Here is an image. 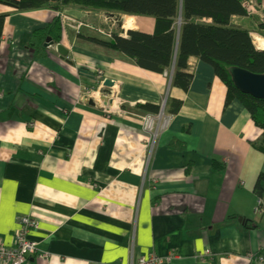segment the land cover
<instances>
[{
  "label": "crops",
  "instance_id": "crops-1",
  "mask_svg": "<svg viewBox=\"0 0 264 264\" xmlns=\"http://www.w3.org/2000/svg\"><path fill=\"white\" fill-rule=\"evenodd\" d=\"M63 10L101 24V11ZM249 11L232 23L264 39L256 23L264 0ZM56 15L47 6L0 3V242L14 245L20 217L31 215L37 227L29 237L45 256L23 264H135L150 252L164 259L155 264H264V215L254 213L253 192L264 172V153L252 145L258 129L240 102L225 105L213 68L190 58L184 91L172 86V69L154 73L116 52L83 47L69 27L61 57L55 43L36 47L32 39ZM144 17L136 27L151 32L153 18ZM90 27L81 34L108 38ZM96 70L113 82L107 105L92 97L106 89ZM169 98L182 105L150 150L143 116L157 112L136 105L165 107Z\"/></svg>",
  "mask_w": 264,
  "mask_h": 264
},
{
  "label": "trees",
  "instance_id": "trees-1",
  "mask_svg": "<svg viewBox=\"0 0 264 264\" xmlns=\"http://www.w3.org/2000/svg\"><path fill=\"white\" fill-rule=\"evenodd\" d=\"M16 10H29L48 6L57 12L52 23L33 31L34 46H40L49 37L61 41L59 13L66 6L117 11L131 16H150L153 30L128 29L126 35L112 31L108 38L78 34L77 37L90 45L116 52L132 60L142 69L163 73L173 66L172 86L186 91L192 74L186 71L190 58L209 64L214 76L226 87L225 105L237 100L249 113L250 120L258 129L252 145L264 153V99L241 92L233 83L228 71L239 67L252 73H264V49H259L249 31L232 23L233 16L249 15L246 0H0ZM120 23V22H119ZM257 32L264 37V20H257ZM2 17L0 18L1 32ZM182 101L169 98L165 113L175 114ZM136 107L158 112L152 103H137ZM175 149L185 145L178 141ZM215 164V163H214ZM254 194L264 199V172H259L253 185ZM264 201V200H263Z\"/></svg>",
  "mask_w": 264,
  "mask_h": 264
},
{
  "label": "built area",
  "instance_id": "built-area-1",
  "mask_svg": "<svg viewBox=\"0 0 264 264\" xmlns=\"http://www.w3.org/2000/svg\"><path fill=\"white\" fill-rule=\"evenodd\" d=\"M252 2L253 0H246L245 7L249 8V5L252 4ZM63 25H65V23L62 22V18H61V27H63ZM97 86L99 89L102 88L100 84H98ZM112 94H113L112 90L109 89V92L103 95L108 96L109 99H111ZM92 97L96 99L94 96ZM163 104L164 103L161 104L160 111L158 114L148 113L143 116L142 127L145 132L144 141L146 143V146H153L158 135L162 131H164L169 125L171 116L168 114H164L162 112L164 107ZM115 108H116V112L120 114H124V111H121L118 105L117 107L115 106ZM108 111L113 113V107L112 109H108ZM257 201H258L257 202L258 205V203H261L263 199L258 198ZM260 206L261 208L263 207L262 203L260 204ZM36 227H37V221L35 218H33L31 215H24V216L22 215L19 220V227L17 231L14 233V245H5L3 242H0V260L5 261L6 263L9 264H22L26 261L27 257L30 255H37L38 257L45 256L44 255L45 252L43 254L39 251L38 242L29 237L30 231ZM208 252L209 251L207 250V253ZM162 260H163L162 256L150 252L138 257L135 264H154L157 262H162Z\"/></svg>",
  "mask_w": 264,
  "mask_h": 264
},
{
  "label": "rangeland",
  "instance_id": "rangeland-1",
  "mask_svg": "<svg viewBox=\"0 0 264 264\" xmlns=\"http://www.w3.org/2000/svg\"><path fill=\"white\" fill-rule=\"evenodd\" d=\"M44 7H46V6H44ZM48 7V6H47ZM66 7H68L69 8V6H66ZM76 7H78V6H76ZM39 8H41V7H39ZM65 8V7H64ZM63 8V9H64ZM80 8V7H79ZM34 9H38V8H34ZM81 9H83V10H91V11H95L96 9H92V8H81ZM96 11H101V12H99V13H102V16H101V14H100V16H101V20H100V25L99 26H92V24H90V23H88V22H86V21H83V19L82 20H80V19H77V18H74V17H72L69 13H66V11L65 10H63V11H61L60 13H59V19H60V25H61V18H62V22L63 23H65V25H63V27H61L62 29H61V38L63 37L64 38V34L66 33V29L69 27L73 32H75V34L76 35H78V34H80L81 33V29H82V27L84 26V25H91V27L89 28L90 29V31H95V32H99L101 35H103V37H105V35L106 36H110V34H111V32L112 31H117V32H120V35H126V30H128V29H124V27H123V21H124V18L126 17V16H131V15H127V14H123V13H119V12H117V11H106V10H96ZM62 14V15H61ZM137 17V16H136ZM136 17H134L135 18V21H137V22H135V27L134 28H130V29H138L136 26L138 25V27H139V25L141 26V27H144V25H143V23L142 22H139V20L140 19H138V18H136ZM145 17H147V18H145ZM144 18L145 19H151L150 18V16H145ZM87 18V17H86ZM144 18H142V19H144ZM141 19V21H145V20H142ZM65 20H66V22H65ZM87 20V19H86ZM88 21V20H87ZM120 22V23H119ZM33 33V32H32ZM108 33V34H107ZM77 36H76V41H77ZM52 40V39H51ZM52 42L53 43H55V46H56V44H59L60 42H54L53 40H52ZM61 44V43H60ZM78 44L79 45H81V46H83V47H89L90 49H93V48H97V49H100V50H103V49H101V48H99V47H97V46H94V45H90V44H88V43H86L85 41H83V40H80L79 42H78ZM91 46H92V48H91ZM57 51V50H56ZM68 53V52H67ZM67 55H65L64 57H66ZM171 69L173 70V66L171 67ZM96 83H97V85L98 84H100L101 85V87H102V89L103 88H106V89H104L102 92L104 93V94H106V93H108L109 92V89H108V86H104L103 85V82H104V76H103V73L101 72V71H97L96 70ZM98 75H99V77H98ZM87 98H89V97H87ZM161 106V105H160ZM117 107V106H116ZM119 107V106H118ZM120 110L121 111H123V109H122V107H120ZM116 111V110H115ZM159 111H160V108H159ZM159 111L157 112V113H155V114H158L159 113ZM109 112V111H108ZM162 112L164 113V114H166L165 113V110H162ZM107 114V113H106ZM109 114V113H108ZM113 114H115L114 112L113 113H111V115H113ZM120 114V113H119ZM152 147L153 146H148V149H152ZM152 182L153 183H156V179H153L152 180ZM258 200V197H256V206H255V208H256V211L254 210V213H256V214H259V215H264V201H262L261 203H262V205H263V207L261 208V206H260V204L261 203H258V205H257V201ZM264 200V199H263ZM254 208V209H255ZM24 216V215H23ZM207 250L208 249H205L204 250V252H202V253H200L199 255H200V257L201 258H203L204 257V255L203 254H207ZM151 253H154V252H151ZM162 261H164V259L162 260ZM157 263H160V262H157ZM23 264V263H22ZM155 264V263H154Z\"/></svg>",
  "mask_w": 264,
  "mask_h": 264
},
{
  "label": "water",
  "instance_id": "water-1",
  "mask_svg": "<svg viewBox=\"0 0 264 264\" xmlns=\"http://www.w3.org/2000/svg\"><path fill=\"white\" fill-rule=\"evenodd\" d=\"M52 44H53L52 40L49 37H47L43 45L48 46ZM56 50L61 57L67 55L68 52V50L60 43L56 44ZM228 71L231 75V79L234 85L241 92L248 93L257 98L264 99V73L256 74L239 67H230ZM103 85L110 87L113 85V82L110 79H104ZM101 97L104 98L103 101L104 105L111 101L109 99V101L106 102L105 95H102ZM86 99H88L89 103L92 104L94 103L92 98H86Z\"/></svg>",
  "mask_w": 264,
  "mask_h": 264
},
{
  "label": "bare ground",
  "instance_id": "bare-ground-1",
  "mask_svg": "<svg viewBox=\"0 0 264 264\" xmlns=\"http://www.w3.org/2000/svg\"><path fill=\"white\" fill-rule=\"evenodd\" d=\"M123 27L124 29H130L135 27V18L133 16H126L123 21ZM254 44L257 46L259 49H264V39L261 37H258L256 35L252 36ZM111 87V86H110ZM93 96L96 99H100L101 101H104V98H99V92H95ZM90 98V97H89ZM106 102L109 101V97L106 96ZM111 100V99H110Z\"/></svg>",
  "mask_w": 264,
  "mask_h": 264
},
{
  "label": "clouds",
  "instance_id": "clouds-1",
  "mask_svg": "<svg viewBox=\"0 0 264 264\" xmlns=\"http://www.w3.org/2000/svg\"><path fill=\"white\" fill-rule=\"evenodd\" d=\"M253 40V39H252Z\"/></svg>",
  "mask_w": 264,
  "mask_h": 264
}]
</instances>
